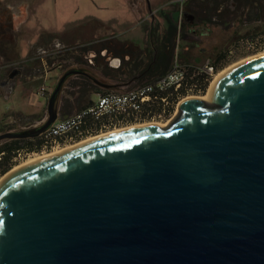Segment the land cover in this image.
Returning a JSON list of instances; mask_svg holds the SVG:
<instances>
[{
    "label": "water",
    "instance_id": "obj_1",
    "mask_svg": "<svg viewBox=\"0 0 264 264\" xmlns=\"http://www.w3.org/2000/svg\"><path fill=\"white\" fill-rule=\"evenodd\" d=\"M71 73L44 122L0 142L59 119ZM0 264H264V53L230 65L164 124L100 134L4 174Z\"/></svg>",
    "mask_w": 264,
    "mask_h": 264
},
{
    "label": "flooded vegetation",
    "instance_id": "obj_2",
    "mask_svg": "<svg viewBox=\"0 0 264 264\" xmlns=\"http://www.w3.org/2000/svg\"><path fill=\"white\" fill-rule=\"evenodd\" d=\"M186 3L187 2H185L184 5H180V3L170 4L169 6H162L158 9V13L161 14L162 24L160 23L161 20L157 19L155 21L157 27L153 29L149 37V41H153L152 47L155 52L153 55L155 60L153 59L148 62L149 59H147V57H149V50L144 53L142 58V52L122 38L109 41L108 43L106 41L99 42L95 40L93 42H86L85 44H76L73 47H78L77 50L69 53V55H65L63 49L67 46L63 45L60 38L55 37L47 46H39V55L30 64L19 68H12L9 75L11 76L17 73V76L15 75L14 77H18L25 73V77L21 79V87L23 89H29L33 96L40 95L48 100L60 77L68 71L72 72L67 77L60 94L58 110L60 114L64 102L72 95L70 87L76 81H82V85L85 86L83 91L93 97L100 93L116 91L115 89L124 85L130 84L134 86L143 84L148 81L150 77L148 72L155 73V75L164 72L170 66L171 62L174 61V59L172 61L171 58L167 57L166 52L170 43L169 33L171 24L177 25L178 32L175 36V40L179 42L181 40L184 41L187 37L186 32L189 34L190 31L194 32L193 36L200 39L203 35V32L200 33V29L202 28L211 31L214 27H220L226 32L233 28V33L231 34L233 37L234 33L242 31L240 28L245 27L248 32L256 31L262 26L261 23H264V0H230L227 2V5H229L232 11L228 17V20H232L230 25H209L192 19L185 7ZM168 7H173V10L168 11ZM0 26L2 28H8L13 33L14 24L12 22L1 20ZM262 30L264 31V26ZM158 33H161V35ZM247 34L248 33H246L245 36H247ZM234 38L236 37L234 36ZM256 38L257 37H255V39ZM243 40L244 38H236L231 44L226 46L227 48L225 47L228 49L227 54L223 58L225 62L231 58L233 50L238 51L242 49ZM193 41L194 39L189 40L188 54L190 59L195 62L194 64L202 65L203 59L201 60V58H199L200 56L195 58L192 57L194 54L191 53L190 45H198V42L195 43ZM256 41V44H260L264 42V38H262V40L257 39ZM194 46H192L191 49ZM202 49L204 50V47ZM223 49L224 48H220L213 59H215L217 54ZM262 49H264L263 45H260L258 48H252V50ZM59 52H64V54ZM176 57H178V55H176ZM209 60H211V58L208 57L207 61L209 62ZM207 61L206 63H208ZM142 63L143 66L145 65L146 67H141L140 65ZM10 79L12 80V78ZM42 80H44L46 84V86H44L46 89L45 93H40L39 91L42 86L39 87L38 85ZM15 81L16 78L13 79V84L9 83V86L13 87ZM52 82L53 85L50 87L49 85ZM22 127H24V125ZM40 148L41 144H35L33 149Z\"/></svg>",
    "mask_w": 264,
    "mask_h": 264
},
{
    "label": "crops",
    "instance_id": "obj_3",
    "mask_svg": "<svg viewBox=\"0 0 264 264\" xmlns=\"http://www.w3.org/2000/svg\"><path fill=\"white\" fill-rule=\"evenodd\" d=\"M187 1L184 0L183 3L185 4ZM53 2L54 4L52 0H0V21L7 20V22L10 21L14 24L13 33L8 28L0 26L1 96L6 94L9 96L17 95L18 86L16 81L17 79H23L26 74L14 77L15 75L17 76V73L10 76V70L30 64L38 57L39 46H47L55 37L60 38L63 45L66 46L85 44L95 40L108 43L109 41L122 38L141 51L142 58L144 53L149 50L148 62L155 60L152 40L148 42L149 44H142L137 39L126 38L124 31L145 21L148 16L152 21L155 20L154 12L162 6L179 4V0H149V2L147 0H91V2L84 4L82 11L79 1L76 9L74 8L70 13L59 16V11L62 10L61 6L68 7L70 3L59 0H53ZM104 10L109 14L105 16L101 14ZM155 24L151 22L150 27L147 29V37H150L153 29L157 27ZM214 28L224 31L220 27ZM134 30L128 31L127 36H134L136 32ZM212 31L213 29L211 31L200 29V33L203 32V34H208ZM174 44H177L175 38ZM169 45L171 44L169 43ZM174 51L173 59H175L174 55L176 56ZM140 66L146 67L145 65L143 66V63ZM171 66L156 75L148 72L150 77L144 84L156 80L170 70ZM14 78H16L15 85L11 87L9 83L13 84ZM40 84H43L41 86H46L44 80ZM98 95L93 96V100Z\"/></svg>",
    "mask_w": 264,
    "mask_h": 264
},
{
    "label": "built area",
    "instance_id": "obj_4",
    "mask_svg": "<svg viewBox=\"0 0 264 264\" xmlns=\"http://www.w3.org/2000/svg\"><path fill=\"white\" fill-rule=\"evenodd\" d=\"M183 2L179 0L180 5H184ZM219 71L210 61L196 65L184 63L176 57L170 70L156 80L124 92L100 93L88 106L57 119L38 136L42 140L40 149H21L14 160L22 162L32 156L52 153L86 138L138 123L164 124L175 115L180 101L205 93ZM45 90L42 86L39 91L45 93Z\"/></svg>",
    "mask_w": 264,
    "mask_h": 264
},
{
    "label": "rangeland",
    "instance_id": "obj_5",
    "mask_svg": "<svg viewBox=\"0 0 264 264\" xmlns=\"http://www.w3.org/2000/svg\"><path fill=\"white\" fill-rule=\"evenodd\" d=\"M59 1L70 3V6H68V7L67 6H61L62 10L59 11V16L70 13L71 10L74 8L76 9L77 3L79 1L81 4V7H82L81 8L82 11L84 8V4L86 2L87 3L91 2V0H59ZM52 3L54 4L53 0H52ZM171 10H173V7H170L168 9V11H171ZM153 12H154V10H153ZM101 14H103L105 16L109 13H107V11L104 10ZM154 14H155L154 15L155 20L152 21L151 18L148 16V18L145 21L141 22L140 24H137L136 26H131V27L127 28L124 31L125 35H126L125 37L137 39L139 42H142V44H144V43L149 44L148 43L149 37H147V34H148L147 29L150 27L151 22L153 24V23H155V21L157 19L158 20L160 19L161 20L160 23L162 24L161 14L158 13V10H156L154 12ZM261 24H262V26L260 28H258L256 31H249L248 32L247 28L244 27V28H240L242 31H240L239 33H234V36L237 39L244 38V40L242 41V44H243L242 49H240L238 51L233 50V53L231 54V58L226 61V63L224 64V67H222V69H220V71L217 73L218 75L223 70L228 68L230 65L237 63V62H239V61H241L247 57H250V56L256 55L258 53L264 52V49L252 50V48H254V47L258 48V47H260V45L264 46V42H262L260 44H256L257 39L262 40V38H264V31L262 30L264 23H261ZM212 28H213V26H212ZM133 29L136 30V32L134 33L135 35L134 36L132 35L131 37L127 36L128 31H132ZM232 33H233V28L227 32L225 30L221 31L217 28H213V31L211 33L203 34V36L200 39H198V38H196V36H193L194 32L190 31L189 34H188V32H186V36H187L186 39L184 41L181 40V41L177 42L176 46L174 47V50H175L174 53L176 55H178V58L180 60H182V62L194 64L195 62L190 59V56L188 54L189 40L194 39L193 42H195V43L198 42V45L197 44H196V46H194L195 44L190 45L191 47L194 46L192 49L190 47L191 53L194 54L192 57L195 58V57L200 56L199 58H201V60L203 59L202 65L204 63H206L208 57L211 58V60H209V61L212 62V59L214 58L216 52H218V50L220 48H225L227 45L231 44L234 39H236V38H234V36L232 37V35H231ZM246 33H248L247 36H245ZM158 34L161 35V33H158ZM255 37H257V38L255 39ZM73 46L64 47L63 50L65 51V55H67V54L69 55V53L75 52L77 50L78 47L76 48ZM201 47L202 48L204 47V50ZM59 53L64 54V52L63 53L59 52ZM174 57H176V56L174 55ZM148 58L149 57H147V59ZM172 61H173V58H172ZM171 64H172V62H171ZM171 64H170V66H171ZM55 79H54V81H55ZM213 80H214V78L209 83V86H208L206 92L203 94H199L198 96H206L208 89H209L211 83L213 82ZM53 82L49 85L50 87L53 85ZM16 83L18 86L17 95H15V94L12 96H9L7 94L5 96L0 95V131H2L0 133L6 132V131H18V130L32 129V128L40 125L48 117V107H47V101L48 100L45 99L44 97L40 96V95H34L33 96L29 89H23L21 87V80L20 79H17ZM143 84H138V85H134V86L128 84V85L121 86L115 90L119 91V92H124V91L130 90L132 88L138 87V86L143 85ZM41 85H43V84H39L38 86L40 87ZM65 117L66 116H63L61 113L59 114V118H65ZM23 125H24V127H22ZM104 133H106V132H104ZM2 142H4V141L2 140ZM2 142H0V144ZM32 157H34V156H32ZM27 160H24L22 162L14 161V165L8 171H10L14 167L26 162ZM6 173H4V174H6ZM4 174H2L0 176V178Z\"/></svg>",
    "mask_w": 264,
    "mask_h": 264
},
{
    "label": "trees",
    "instance_id": "obj_6",
    "mask_svg": "<svg viewBox=\"0 0 264 264\" xmlns=\"http://www.w3.org/2000/svg\"><path fill=\"white\" fill-rule=\"evenodd\" d=\"M229 1L230 0H188L185 7L187 8L190 17L196 21L207 23L209 25H230L232 20H228V17L232 11L229 5H227V2ZM177 32V25L171 24L169 33L171 45H169L166 50L168 58H172L173 56L175 46L174 38L177 35ZM226 48L220 51L216 58L212 59V62L210 61L219 69H222L226 63L223 60L228 51ZM191 68L192 67H190V70H192ZM196 78L197 77H195V79ZM208 83H206V87ZM84 87L82 81H76L71 85L70 91L72 92V95L70 98L66 99L61 109V114L63 116H70L93 102L92 96L83 91ZM206 87L204 88L205 90ZM3 141L4 142L1 141L2 143L0 144V176L6 173L14 165V158L19 150L33 149L34 145L41 144L42 140L40 137H34L32 139L11 138Z\"/></svg>",
    "mask_w": 264,
    "mask_h": 264
},
{
    "label": "bare ground",
    "instance_id": "obj_7",
    "mask_svg": "<svg viewBox=\"0 0 264 264\" xmlns=\"http://www.w3.org/2000/svg\"><path fill=\"white\" fill-rule=\"evenodd\" d=\"M261 53H264V52H261ZM261 53H258V54H261ZM258 54H256V55H258ZM254 56V55H253ZM251 57V56H250ZM220 74V73H219ZM218 75V74H217ZM216 75V76H217ZM215 76V77H216ZM215 77H214V79H215ZM207 95V94H206ZM147 123H159V122H143V123H138V124H134V125H131V126H136V125H141V124H147ZM131 126H128V127H131ZM124 128H126V127H124ZM118 129H122V128H118ZM118 129H115V130H118ZM111 131H114V130H111ZM110 132V131H109ZM107 133V132H106ZM102 134H104V133H102ZM94 137V136H93ZM91 138V137H90ZM87 139H89V138H87ZM87 139H85V140H87ZM82 141H84V140H82ZM82 141H80V142H82ZM79 143V142H78ZM77 144V143H76ZM70 146H72V145H70ZM67 147H69V146H67ZM67 147H65V148H67ZM64 149V148H63ZM60 150H62V149H60ZM59 151V150H58ZM56 152V151H55ZM53 153V152H52ZM46 154H49V153H44V154H38V155H36V156H34V157H31V158H29L28 160H31V159H34V158H36V157H39V156H42V155H46ZM27 160V161H28Z\"/></svg>",
    "mask_w": 264,
    "mask_h": 264
}]
</instances>
